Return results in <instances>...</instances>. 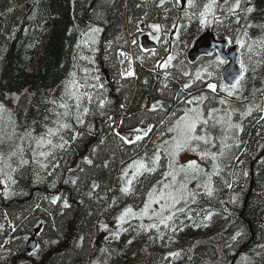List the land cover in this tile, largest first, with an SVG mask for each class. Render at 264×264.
I'll return each instance as SVG.
<instances>
[{"label":"trees","instance_id":"obj_1","mask_svg":"<svg viewBox=\"0 0 264 264\" xmlns=\"http://www.w3.org/2000/svg\"><path fill=\"white\" fill-rule=\"evenodd\" d=\"M208 30L239 48L232 86L216 53L187 60ZM190 112L210 190L155 226L119 222ZM0 264H264V0H0Z\"/></svg>","mask_w":264,"mask_h":264},{"label":"rangeland","instance_id":"obj_2","mask_svg":"<svg viewBox=\"0 0 264 264\" xmlns=\"http://www.w3.org/2000/svg\"><path fill=\"white\" fill-rule=\"evenodd\" d=\"M188 52L186 56L188 62L197 63L198 60L189 61ZM122 74L124 78L132 77L127 71ZM208 89L214 91L215 86L210 84ZM193 110L195 106L190 111ZM198 123L195 113H185L171 125L170 129L161 133L159 145L164 147L170 158L169 170L166 176L153 187L145 201L136 209L124 212L119 222L126 223L134 220L144 223L147 227L155 226L166 221L176 210L192 204L201 194L210 190V180L214 172L211 166L201 159V155L197 156L193 152V140L197 136ZM214 123L218 124L220 121ZM130 132L133 133L134 139L147 131L138 129L136 132ZM130 132L128 133L131 134ZM199 138L201 142L204 139L201 135ZM138 171L139 167H135L130 174L134 177Z\"/></svg>","mask_w":264,"mask_h":264},{"label":"water","instance_id":"obj_3","mask_svg":"<svg viewBox=\"0 0 264 264\" xmlns=\"http://www.w3.org/2000/svg\"><path fill=\"white\" fill-rule=\"evenodd\" d=\"M140 45L145 50L156 49L157 45L152 42L147 35L140 38ZM213 52H217L221 59L226 62L222 69V80L227 86H232L242 74V69L238 63V47H229L227 39H218L209 30L199 36L188 52L190 62H195L201 56H209ZM130 137V134H126ZM75 180V177L72 179ZM36 246L34 239H31L27 247L32 250Z\"/></svg>","mask_w":264,"mask_h":264},{"label":"bare ground","instance_id":"obj_4","mask_svg":"<svg viewBox=\"0 0 264 264\" xmlns=\"http://www.w3.org/2000/svg\"><path fill=\"white\" fill-rule=\"evenodd\" d=\"M156 43V42H155ZM120 52V51H119ZM122 65V64H121ZM128 67H129V64H128ZM128 70H130V69H128ZM123 75V74H122ZM127 76V75H126ZM36 241V240H35Z\"/></svg>","mask_w":264,"mask_h":264},{"label":"flooded vegetation","instance_id":"obj_5","mask_svg":"<svg viewBox=\"0 0 264 264\" xmlns=\"http://www.w3.org/2000/svg\"><path fill=\"white\" fill-rule=\"evenodd\" d=\"M229 47H230V46H229ZM214 53H216V54H217V52H213V54H214ZM217 55H218V54H217ZM201 57H202V56H201ZM198 59H199V58H198Z\"/></svg>","mask_w":264,"mask_h":264}]
</instances>
